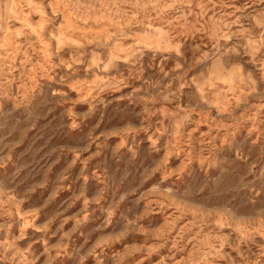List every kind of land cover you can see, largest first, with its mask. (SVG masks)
I'll return each instance as SVG.
<instances>
[{
    "label": "rangeland",
    "instance_id": "374dc122",
    "mask_svg": "<svg viewBox=\"0 0 264 264\" xmlns=\"http://www.w3.org/2000/svg\"><path fill=\"white\" fill-rule=\"evenodd\" d=\"M0 264H264V0H0Z\"/></svg>",
    "mask_w": 264,
    "mask_h": 264
}]
</instances>
